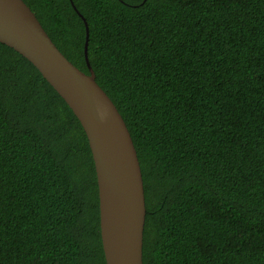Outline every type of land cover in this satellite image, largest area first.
<instances>
[{"label": "trees", "instance_id": "obj_1", "mask_svg": "<svg viewBox=\"0 0 264 264\" xmlns=\"http://www.w3.org/2000/svg\"><path fill=\"white\" fill-rule=\"evenodd\" d=\"M88 73L70 0H23ZM141 168L142 264H264V0H71ZM0 264H105L86 136L0 43Z\"/></svg>", "mask_w": 264, "mask_h": 264}, {"label": "water", "instance_id": "obj_2", "mask_svg": "<svg viewBox=\"0 0 264 264\" xmlns=\"http://www.w3.org/2000/svg\"><path fill=\"white\" fill-rule=\"evenodd\" d=\"M88 69L76 68L51 41L23 0H0V43L24 57L63 99L87 139L94 166L100 239L105 264H142L146 216L141 168L132 138L117 108Z\"/></svg>", "mask_w": 264, "mask_h": 264}]
</instances>
